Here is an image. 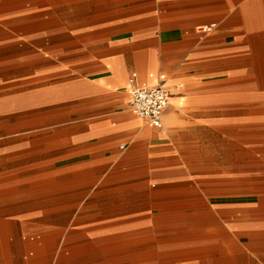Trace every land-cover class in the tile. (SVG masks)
I'll return each instance as SVG.
<instances>
[{"label":"crops","instance_id":"1","mask_svg":"<svg viewBox=\"0 0 264 264\" xmlns=\"http://www.w3.org/2000/svg\"><path fill=\"white\" fill-rule=\"evenodd\" d=\"M0 264H264V0H0Z\"/></svg>","mask_w":264,"mask_h":264},{"label":"built area","instance_id":"2","mask_svg":"<svg viewBox=\"0 0 264 264\" xmlns=\"http://www.w3.org/2000/svg\"><path fill=\"white\" fill-rule=\"evenodd\" d=\"M168 104V93L162 84L136 87L131 90L130 106L132 111L154 126H159L161 116Z\"/></svg>","mask_w":264,"mask_h":264}]
</instances>
